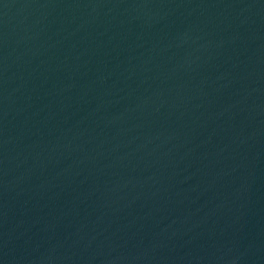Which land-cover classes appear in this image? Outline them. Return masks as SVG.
Returning a JSON list of instances; mask_svg holds the SVG:
<instances>
[{"label":"water","instance_id":"1","mask_svg":"<svg viewBox=\"0 0 264 264\" xmlns=\"http://www.w3.org/2000/svg\"><path fill=\"white\" fill-rule=\"evenodd\" d=\"M0 264H264V0H0Z\"/></svg>","mask_w":264,"mask_h":264}]
</instances>
